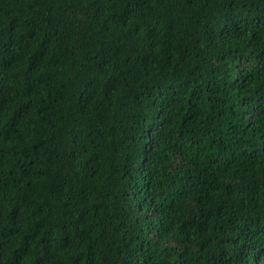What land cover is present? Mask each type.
Returning a JSON list of instances; mask_svg holds the SVG:
<instances>
[{
    "label": "trees",
    "instance_id": "trees-1",
    "mask_svg": "<svg viewBox=\"0 0 264 264\" xmlns=\"http://www.w3.org/2000/svg\"><path fill=\"white\" fill-rule=\"evenodd\" d=\"M0 264H264V0H0Z\"/></svg>",
    "mask_w": 264,
    "mask_h": 264
}]
</instances>
